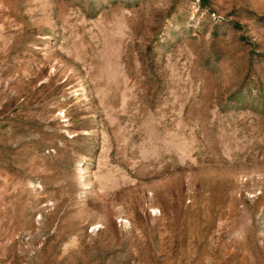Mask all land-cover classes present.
<instances>
[{
    "label": "rangeland",
    "instance_id": "obj_1",
    "mask_svg": "<svg viewBox=\"0 0 264 264\" xmlns=\"http://www.w3.org/2000/svg\"><path fill=\"white\" fill-rule=\"evenodd\" d=\"M0 264H264V0H0Z\"/></svg>",
    "mask_w": 264,
    "mask_h": 264
}]
</instances>
